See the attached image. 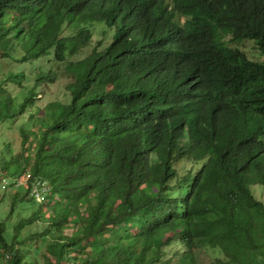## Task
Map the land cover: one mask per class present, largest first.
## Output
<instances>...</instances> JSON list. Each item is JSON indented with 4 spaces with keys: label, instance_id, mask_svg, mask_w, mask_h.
Listing matches in <instances>:
<instances>
[{
    "label": "trees",
    "instance_id": "obj_1",
    "mask_svg": "<svg viewBox=\"0 0 264 264\" xmlns=\"http://www.w3.org/2000/svg\"><path fill=\"white\" fill-rule=\"evenodd\" d=\"M245 42L264 57V0H0V264H264Z\"/></svg>",
    "mask_w": 264,
    "mask_h": 264
},
{
    "label": "rangeland",
    "instance_id": "obj_2",
    "mask_svg": "<svg viewBox=\"0 0 264 264\" xmlns=\"http://www.w3.org/2000/svg\"><path fill=\"white\" fill-rule=\"evenodd\" d=\"M99 39H100L99 36L95 37L93 44H95L96 41ZM108 40L109 39H107L106 42H108ZM92 46L89 47L83 53L87 54L92 49ZM240 48L246 52L247 56L250 59L258 60V61L264 60V57L260 54V52H258L256 50V48L252 42H245L242 45H240ZM84 54L80 55L77 59L81 58L82 56H85ZM37 62L38 61H35L33 66L37 64L38 66H42L43 69L46 68V67H44V65L47 64L45 59L40 60L39 61L40 63L39 62L37 63ZM15 65L16 64L9 63V62L1 63V65H0V78L1 77L3 78L4 76H6V74H8V72L10 70H14ZM29 67H27V68L25 67L27 73H30ZM64 72H65V66H62L61 68H59V73L62 76L59 78L58 82L51 84L49 86H46V87H42V88H40V90H38L39 92H38V96L36 98L38 100V102L36 104V106L38 108H44L46 105H48L50 102H53V101H59V100L60 101H62V100L66 101L68 99L67 92H66V86L68 84V80L71 79V76H69L68 73H67V75H65ZM39 117L40 116L37 115V117L35 118L36 121H37V119H39ZM4 134L6 136H9L10 140L14 142L15 147H19L20 139H19V137H18L19 135L16 131H14V130H11L10 132L4 131ZM0 143H1V140H0ZM259 187H262V186L255 187L253 189V191H254L257 198L262 199L264 201V188H259ZM4 191L7 192V190L2 187L0 190V199L3 197ZM8 192H10V191H8ZM1 209L3 211L7 210V203L3 204ZM43 252H44V250H43ZM35 257L33 256V260ZM38 260H39V264H46L44 258L40 255L38 257Z\"/></svg>",
    "mask_w": 264,
    "mask_h": 264
},
{
    "label": "built area",
    "instance_id": "obj_3",
    "mask_svg": "<svg viewBox=\"0 0 264 264\" xmlns=\"http://www.w3.org/2000/svg\"><path fill=\"white\" fill-rule=\"evenodd\" d=\"M26 180H27V177H26V176H22V177L20 178L19 183L22 185V184H24V183L26 182ZM37 195H38V194H37Z\"/></svg>",
    "mask_w": 264,
    "mask_h": 264
}]
</instances>
